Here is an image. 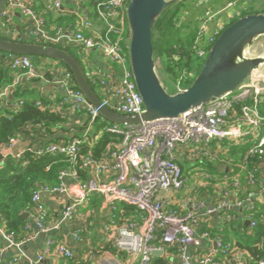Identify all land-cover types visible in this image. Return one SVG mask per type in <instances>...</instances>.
<instances>
[{
	"label": "built area",
	"instance_id": "1",
	"mask_svg": "<svg viewBox=\"0 0 264 264\" xmlns=\"http://www.w3.org/2000/svg\"><path fill=\"white\" fill-rule=\"evenodd\" d=\"M65 0H50L45 2V9L36 8L35 0H7V8L2 13L1 28L10 36H14V14L19 12L31 25L33 39L39 44L71 47L78 50L79 55L87 61L86 75L91 84L102 90V102L108 108L125 116H142L145 113L144 101L137 89L132 72L129 46L130 30L127 10L131 0H96L93 8H87L91 0H74L76 11L74 15L80 18L78 27L73 25L50 28L47 13L59 16L63 14ZM239 1L230 2L226 11L233 8ZM254 0H244L245 5ZM241 13V12H239ZM238 13V14H239ZM92 16L96 17V23ZM219 26L215 35L209 40L212 45L224 30ZM86 31V33H85ZM91 52H99L113 72L102 69L88 56ZM201 51V58L206 56ZM0 62L10 63L12 82L0 86V112L11 108L18 111L27 104L44 107L41 100L20 99L12 101L15 92L38 80H44L46 72L43 60L31 56H14L0 52ZM112 64L120 66L118 71ZM51 72V71H50ZM49 72V73H50ZM52 83L64 91L62 105L70 104L77 110L87 113L90 122L87 133L93 129L99 112L88 102L84 94L75 88V80L70 70L61 69L50 73ZM178 92L185 89L177 88ZM52 103L51 100H49ZM264 104V88L258 83L246 82L237 91L224 95L215 101L195 108L178 119H161L154 122H143L139 125H119L112 123L106 131L121 137V141L97 160L86 156L82 162L85 178H81L77 169V154L83 145L80 137H74L70 142H54L45 146H32L30 151L35 155L50 154L68 158L71 168L59 174L58 184L41 185L32 197V216L39 233L50 234L60 228L61 224L72 222L79 208L94 194L109 199L114 212L120 204L133 207L143 214L142 223L129 221L118 228L113 241V247L136 261V264H154L157 254L164 251L163 246L155 244L157 232L163 233L165 245L179 248L181 264H246L242 253L232 255L231 247L221 237L211 239L209 232H203L205 216H219L225 226H236L243 230L241 224L249 222L251 229L256 227L253 212L256 199L253 193L247 194V200L239 198L241 183L234 179L227 187L221 189V197L214 204H205L200 200L190 198L182 203L181 210L169 207V201L164 194L169 191H182L186 180L183 177L179 160L189 161L192 158L202 162L218 160V154L212 147L226 140H239L248 136L251 128L256 133V143L248 155H257L259 162L248 172V183L260 188V198H264V116L261 105ZM53 106V105H52ZM54 107V106H53ZM240 108V111L237 108ZM102 118V117H101ZM104 119V118H102ZM105 120V119H104ZM21 137H14L6 144L0 154L3 159L9 157L20 160L26 149L12 155L11 151ZM191 149L192 156L180 153V149ZM197 156V157H195ZM192 157V158H191ZM199 177L212 181L208 172H201ZM263 178V179H262ZM262 179V180H261ZM74 182L78 190L72 194L66 182ZM64 195L70 197L61 221L56 225L47 223L48 211L44 197ZM237 199L232 203L230 197ZM246 196V195H245ZM260 203V201H259ZM28 229V227H26ZM81 230L73 236L81 240ZM0 235L10 247L21 248V242L16 240L13 232H7L0 226ZM211 242L215 251L199 255L191 248L199 249L204 242ZM59 246L60 252L69 260L73 253L57 239H48L46 251L53 246ZM264 246V241L261 244ZM4 250H0V257ZM221 259L215 258L216 254ZM198 255V256H197ZM37 262L30 264H39ZM20 259H14L10 264H19ZM259 264H264L260 262Z\"/></svg>",
	"mask_w": 264,
	"mask_h": 264
},
{
	"label": "trees",
	"instance_id": "2",
	"mask_svg": "<svg viewBox=\"0 0 264 264\" xmlns=\"http://www.w3.org/2000/svg\"><path fill=\"white\" fill-rule=\"evenodd\" d=\"M35 1L38 10L42 11L45 9L44 3H40L39 0ZM93 1L96 0H91L86 3V7L90 9L93 8ZM197 1L198 0H183L168 8L158 20L153 32L155 59L159 53L167 57L166 65L170 67L169 73L175 82L186 85L185 88L182 87L183 89H188L193 84L205 62L200 65L201 68L199 67L197 72H193L192 67L195 66L197 62L205 59L214 45H210L208 41L202 46L196 44L195 39L197 36L194 32L195 38L192 47H185L186 44L183 41L181 34L183 24L180 25L184 16H182L181 13H184L182 10L185 8L187 10L185 12L190 14L191 12L188 9L192 7V4L197 3ZM236 1L243 2L244 0ZM255 1L256 0H254V2ZM188 13L186 15H188ZM258 14H264L263 6L260 9L253 7L247 12H243L241 16L226 25L225 29L240 18ZM46 16L50 28L68 26L70 24L77 28L80 22V18L76 15L54 17V15L49 12ZM95 18V16H92L93 21L96 23ZM167 37L171 40L174 39L175 44L179 45V49L167 46L168 44L170 45V40L167 39ZM9 41H17V39ZM25 42L36 43L34 41ZM159 47L161 48L160 52ZM196 48L206 51V56L204 58H199ZM64 50L71 53L82 63L77 49L67 47ZM36 59L41 60L42 57H36ZM59 63L69 70L65 64L61 62ZM84 69L86 68L84 67ZM47 77L49 78L50 76L48 75ZM11 82L12 76L9 65H7V62H0V86H4ZM92 86L95 89L93 84ZM75 88L79 89L76 83ZM19 91L17 93H19ZM176 92H178V90L174 89L172 94ZM97 94L101 97L102 92L101 94L97 92ZM41 101L44 102V107H37L35 104H27L18 111H13L11 108H7L6 111L0 112V152L1 149L14 137L19 136L29 140L31 143V145L26 147L27 149L20 160H15L14 158L9 157L0 161V222L7 232L17 233L26 225L23 216L26 213H30L32 210L33 192L41 185L58 184L60 172L71 168L68 158L53 156L50 154L35 155L30 151L33 143H38L41 139L48 144L54 142L67 143L74 137H80L83 141V145L77 154V169L80 177L85 178L86 174L82 167L84 158L86 156H92L97 160H101L106 152L113 149L115 145L121 141V137L108 133L106 129H100L99 125H102V123L106 121L101 117L97 119L90 134L86 131L90 119H86L82 126L76 128L72 124L71 118L68 114L55 110L52 103L47 102L46 100L42 99ZM237 110L240 111V108L238 107ZM261 112L264 115V104L261 105ZM73 131L77 132L73 134ZM261 132L264 133V125ZM48 139L51 140L49 141ZM92 141L95 142L93 143ZM91 142L92 145L90 144ZM255 143L254 135L251 134L239 140H226L214 144L212 147L218 152L221 160L231 158L238 164L234 168V171L232 173L229 172V174L232 175L231 178L237 177L238 179L236 180H239L242 185L239 198L247 200L248 193H253L255 195L257 204L253 212V219L256 223V227L251 229L250 226L243 223L241 226L244 231H246L244 234L245 236H242L241 239H236L235 241L230 239V237H225V243L228 245L230 244L229 247H231L230 253L234 255L236 253L235 250L241 251L246 260V264H259L264 261V246L261 245L264 241V205L259 203V201H261L260 188L257 186H251L248 183V172L252 171L259 162V157L257 155H248V152ZM198 166L204 167V169H209L212 176L221 177L226 174L224 170L221 171L219 168L215 167L212 162L204 161V163H198ZM233 241L234 245H231V242ZM154 242L158 246L165 245L162 232L156 233ZM70 261H73V259H70ZM79 264L90 263L81 262ZM156 264L164 263L161 260H158L156 261Z\"/></svg>",
	"mask_w": 264,
	"mask_h": 264
},
{
	"label": "crops",
	"instance_id": "3",
	"mask_svg": "<svg viewBox=\"0 0 264 264\" xmlns=\"http://www.w3.org/2000/svg\"><path fill=\"white\" fill-rule=\"evenodd\" d=\"M48 1L50 0H39L40 3ZM263 1L264 0H256L253 2V7L257 9L262 8V6L264 7ZM64 3L63 14H59V16H75L74 11H76V5L74 4V0H65ZM6 8L7 0H0V35L2 36L6 35L3 34L4 30L1 28L2 13L6 10ZM245 8L246 5L244 4H236L233 8L226 12V19H228L229 22L235 20L238 16L242 15ZM54 17L58 16L54 15ZM13 25L15 30V34L13 36L14 38H20L22 41L33 40L31 25L23 16L20 15L19 12H15L14 14ZM226 25H228V23L225 24V26ZM88 58L91 59V55H89ZM91 60L109 73L113 72V69L107 65L102 56H96L95 59ZM9 64L10 63H7V65ZM49 65L53 66V70L50 72L52 74L60 71L61 69H66L59 62H52ZM47 76L48 74L45 76L44 80H38L30 85L18 89L15 92L12 101H17V94L21 99L23 98L34 101L43 99L47 102L51 100L55 110L68 114L71 118L72 124L76 128H79V126H82L86 119H89L87 113L83 110L75 109V107L70 104L62 105L61 101L65 95L64 91L52 83V76L49 78ZM18 91L19 93H17ZM244 130L250 132L249 135H254L255 143V131L251 128H248L247 130L244 128ZM76 132L77 131H73V134ZM91 132L92 130L90 131V134ZM48 140L50 141L51 139ZM92 142L90 143L91 145ZM47 144L48 143H46V141H42L41 139L38 143H33V146H45ZM29 145H31L29 140L24 138L21 140L19 139L18 143L11 151L12 155L21 152ZM179 152L187 154V156H192L191 149L182 148ZM178 162L181 167L184 166L188 168V165L191 166V164H193L191 168H195V158H192L189 161H184L181 158ZM212 163H214V166L219 168L221 171L224 170L226 174L221 177H217L212 176L209 169H199L200 172L205 171L211 175L212 183H200V180L196 178L200 191L195 194L196 197L192 198L200 200L205 204H214L216 200L221 197V189L223 187H227L234 179H238L237 177L231 178L232 175L229 174V172L232 173L234 168L238 165L231 158L221 160L218 154V160ZM262 173H264V164H262ZM66 184L72 193L70 197L75 196L78 190L74 187V182L67 181ZM70 197L64 195L44 197V203L48 211V224L56 225L61 221L63 211L66 205L71 201ZM164 197L168 199L170 208L181 210L180 204L176 203L169 195H167V193L164 194ZM236 199L237 198L235 196L230 197V201L232 203H234ZM260 204L264 205V198L261 199ZM26 214H29V216L24 219L26 221L24 228L17 233L13 232L16 240L23 243L21 248L10 247L7 240L0 235V250H4L2 256L0 257V264H10L16 258L20 259L19 264H30L32 262H37L40 257L42 260L39 264H79L81 262H89L90 264H136L134 259L130 258L127 254L114 249L113 247V241L117 236L118 228L122 224H126L129 221H136L138 224L142 223L143 214L133 207L120 204L118 206V210L114 212L111 208L109 199L105 196L94 194L90 196L88 200L85 201L79 208L78 213L72 222L68 224H61L58 230L45 235H43L44 233H39L38 227L34 223L32 212ZM201 215L204 216L202 231L209 232L212 240L221 237L225 241V237H230V239L235 241L236 239H241L239 236H245L244 234L246 231H244V229L239 230L234 225L231 227L225 226L218 215L208 218L204 213ZM0 226H3L1 222ZM26 227H28V229H26ZM78 229L82 232L80 241L75 239L73 236ZM48 239H57L70 249L73 253V261H70L60 252L58 245L53 246L50 252H47L46 248ZM163 247L164 251L155 256L154 264H156V261L158 260H161L164 264H181L179 248L177 245H163ZM210 250L215 251V246L213 243L207 241L204 242V244L197 250L195 248H191L192 252H198L199 255L206 254ZM235 251L236 253H241L239 250ZM215 258L219 260L221 259V256L217 253Z\"/></svg>",
	"mask_w": 264,
	"mask_h": 264
},
{
	"label": "water",
	"instance_id": "4",
	"mask_svg": "<svg viewBox=\"0 0 264 264\" xmlns=\"http://www.w3.org/2000/svg\"><path fill=\"white\" fill-rule=\"evenodd\" d=\"M176 3L178 0H131L128 6L129 57L137 89L144 101L142 116H125L105 106L89 82L82 63L62 48L29 43L20 38L17 41L0 38V52L50 58L65 64L88 102L110 123L139 125L182 118L195 108L237 91L264 66V57H251L246 53L256 39L264 37V14L245 16L225 29L212 46L193 84L172 94L157 72L153 32L160 17ZM1 160L3 155L0 154ZM28 216L25 214L23 219ZM246 225L249 226V222Z\"/></svg>",
	"mask_w": 264,
	"mask_h": 264
},
{
	"label": "rangeland",
	"instance_id": "5",
	"mask_svg": "<svg viewBox=\"0 0 264 264\" xmlns=\"http://www.w3.org/2000/svg\"><path fill=\"white\" fill-rule=\"evenodd\" d=\"M181 1L183 0H178V3ZM233 1L234 0H198L197 3L192 4V7L188 9L191 12L190 14L187 12L188 15H186L187 13L185 11L187 10L184 8L182 10L184 11V13H181V15L184 16V18H183V21L180 23V25L183 24L182 25L183 27L181 28V34H182V39L186 44L185 47H189V48L192 47L193 40L195 38L194 32L197 36V38L195 39V43L202 46L206 41L209 42L211 37L215 35V32L218 30L219 26L223 25L225 27V24L227 23L229 24L230 22L228 21V19H226L225 15H226V12H227L226 10L229 7L230 2H233ZM238 4H243V3L239 1ZM253 6H254L253 3L246 5L244 13L247 12L250 8H253ZM3 34L4 35L6 34V35L5 36L0 35V37L5 38V40H15V39L18 40V38H14L13 36L8 35L4 31H3ZM167 39L170 40V45L166 44L167 46H172V48L174 49L176 48L179 49V45L175 44L174 39L171 40L169 37H167ZM31 41H34L37 43V41H35L34 39ZM55 47H59L62 49L67 48L63 45H58ZM160 49L161 48L159 47V52H160ZM201 51L203 50L199 48L197 49V55L199 58H201L200 57ZM246 53L248 56H251V57H264V37H260L256 39L253 45L248 47V49L246 50ZM90 55H91V59H95L96 56L101 57V54L99 52H91ZM208 55H209V52H208ZM207 57L201 60L200 62H197V64L192 67L193 72H197V70H199V67L201 68L200 65L206 62ZM79 58L82 61L83 66L87 69L86 60H84L80 55H79ZM42 60H43L42 63L45 64V68L47 69L44 75H47L50 71L53 70V66L49 64H51L52 62L55 63L57 61L52 60L50 58H44V57H42ZM166 61H167L166 56H164L163 54L161 55V53L157 54L156 56L157 72H158L160 79L164 83L165 88L170 93H172L174 89L181 88V87L185 88L186 85H183L179 82H175L172 79L169 73L170 67L166 65ZM112 67H114L118 71L120 70V66L117 64H112ZM247 82L248 83H252V82L258 83L261 86V88H264V66L261 67V69L254 75V77L249 79ZM95 89L99 94H101L102 90L99 88V86H95ZM101 98H102V95H101ZM19 99L21 98H19V95L17 94L16 100H19ZM26 100H29V99H26ZM110 126H112V123L108 121H104L102 125H99L101 130H105ZM197 162L201 164V161L196 160L194 169L191 168L193 164H191V166L188 165L189 166L188 168L182 166L183 177L186 180L183 190L177 191V192H174V191L167 192V195H169L176 203H179L180 205L184 203L186 200L192 197H196L195 194H197L200 191L199 185L196 182V178L200 180V183H204V184L212 183V181H208L204 177L202 178L199 177L201 174L199 169L204 168V167L198 166ZM239 238H242V236H239ZM231 245H234V241L231 242Z\"/></svg>",
	"mask_w": 264,
	"mask_h": 264
}]
</instances>
